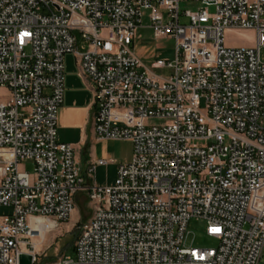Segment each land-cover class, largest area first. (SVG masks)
<instances>
[{"label":"built area","instance_id":"obj_1","mask_svg":"<svg viewBox=\"0 0 264 264\" xmlns=\"http://www.w3.org/2000/svg\"><path fill=\"white\" fill-rule=\"evenodd\" d=\"M204 8L183 12L178 4ZM208 7L214 8L209 15ZM148 11L153 38L175 41L172 61L150 69L132 43ZM227 30H250L251 48H227ZM77 32L83 41L76 47ZM264 0H0V264L38 263L31 220L45 236L85 193L91 216L74 258L47 264H259L264 254ZM92 87L93 127L127 141L131 158L112 185L80 176L71 145L57 141L64 57ZM158 123L149 125V121ZM22 162L31 173L20 169ZM205 223L214 248L186 245ZM42 223H41V222Z\"/></svg>","mask_w":264,"mask_h":264},{"label":"rangeland","instance_id":"obj_2","mask_svg":"<svg viewBox=\"0 0 264 264\" xmlns=\"http://www.w3.org/2000/svg\"><path fill=\"white\" fill-rule=\"evenodd\" d=\"M204 8L200 3L180 2L178 11L180 15V24L188 25L189 21L183 17V12H196ZM209 15L214 14V8L208 7ZM148 11L144 12L141 27L136 31V37L133 42V48L136 55L140 58L146 69L150 70V64L158 59L172 61L175 56V41L171 38L154 39L151 29H149ZM255 44V37L250 30H227L223 36V45L227 48H251ZM261 60L264 61V49L260 52ZM154 74L167 77L171 71L167 69L154 70ZM9 99V92L5 87H0V103ZM149 125H155L158 122L151 120ZM100 150L107 152L104 160L107 164L95 175V184L98 187L107 186L108 182L113 181L114 172L117 164H126L131 158V144L127 141H107L105 146L101 145ZM20 169H26L31 173L32 166L28 162H22ZM9 208L0 207V216L9 215ZM91 216V209L85 193H77L74 197V211L70 219L59 225L52 232L46 233L45 241L41 246H37L35 252L38 256V263L47 264L56 261L61 256L74 258L73 242L80 233L84 224ZM188 237L186 245L194 248L208 249L214 248L217 243L205 235V223L201 220L191 219L187 224ZM39 242L35 237L32 242ZM259 264H264V254Z\"/></svg>","mask_w":264,"mask_h":264},{"label":"crops","instance_id":"obj_3","mask_svg":"<svg viewBox=\"0 0 264 264\" xmlns=\"http://www.w3.org/2000/svg\"><path fill=\"white\" fill-rule=\"evenodd\" d=\"M73 34L76 38V47L78 51H81L83 41L77 32ZM63 63L65 90L63 102L58 112L57 141L73 147L80 176L86 179L87 168L98 160H104L103 158H105L107 152L100 150V146H105L107 140L100 139L94 131L93 118L96 107L93 104L92 87L89 80L80 73L79 59L75 55L67 54L64 57ZM148 71L150 74L158 76L152 72L154 71L153 69H148ZM105 161L107 162L106 159ZM118 165L121 164H117L115 168L113 181L105 185L109 186L113 184ZM103 167H95L94 176L91 180L94 185H96L95 175Z\"/></svg>","mask_w":264,"mask_h":264},{"label":"bare ground","instance_id":"obj_4","mask_svg":"<svg viewBox=\"0 0 264 264\" xmlns=\"http://www.w3.org/2000/svg\"><path fill=\"white\" fill-rule=\"evenodd\" d=\"M45 223L50 228H52V229H50V231H48V233L49 232H52L53 230L56 229V228H53L52 227V223L51 222L45 221ZM31 228H32V231H33L32 236L35 235L37 232H39L40 234H42L41 237H40L41 240L39 242H37V241L36 242L35 241L33 242V246H34L35 252H39V251H36L37 246H41L43 244V242L45 241V236L43 235V229H42V227L39 224H35V220H31Z\"/></svg>","mask_w":264,"mask_h":264},{"label":"water","instance_id":"obj_5","mask_svg":"<svg viewBox=\"0 0 264 264\" xmlns=\"http://www.w3.org/2000/svg\"><path fill=\"white\" fill-rule=\"evenodd\" d=\"M32 257L28 255H20L19 257V264H31Z\"/></svg>","mask_w":264,"mask_h":264}]
</instances>
